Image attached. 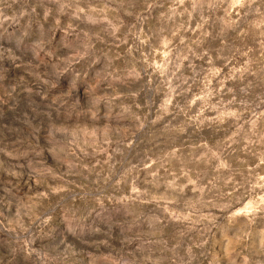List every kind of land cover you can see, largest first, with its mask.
<instances>
[{
    "label": "clouds",
    "instance_id": "clouds-1",
    "mask_svg": "<svg viewBox=\"0 0 264 264\" xmlns=\"http://www.w3.org/2000/svg\"><path fill=\"white\" fill-rule=\"evenodd\" d=\"M0 264H264V0H0Z\"/></svg>",
    "mask_w": 264,
    "mask_h": 264
}]
</instances>
